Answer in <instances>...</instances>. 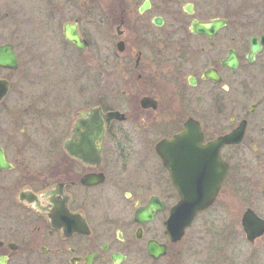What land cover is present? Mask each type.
Returning <instances> with one entry per match:
<instances>
[{
    "label": "flooded vegetation",
    "instance_id": "flooded-vegetation-1",
    "mask_svg": "<svg viewBox=\"0 0 264 264\" xmlns=\"http://www.w3.org/2000/svg\"><path fill=\"white\" fill-rule=\"evenodd\" d=\"M53 1L70 14L64 43L98 53L95 73L77 89L65 73L51 85L0 76V264H188L185 236L213 208L227 228L197 263L264 264V0L244 21L234 0ZM221 166L213 203L171 240L177 185L198 193Z\"/></svg>",
    "mask_w": 264,
    "mask_h": 264
},
{
    "label": "rangeland",
    "instance_id": "rangeland-1",
    "mask_svg": "<svg viewBox=\"0 0 264 264\" xmlns=\"http://www.w3.org/2000/svg\"><path fill=\"white\" fill-rule=\"evenodd\" d=\"M104 1L107 4L116 3L112 0ZM260 2V0H234L235 20L244 21L246 17L258 18L259 9L262 8H257L256 5ZM56 4L57 1L53 0H0V44L11 43L19 59V67L15 72L10 73L6 69H0V76H11L12 83L16 85H51L50 82L56 83V79L65 73L66 78H75V82L73 80L71 83L74 82L77 89L79 84L88 82L86 74L95 73L93 66L96 64L98 53L94 48L79 53L64 43L61 29L70 14L65 12L66 8L58 11ZM76 13L83 18L84 11L77 10ZM93 30L95 33L98 32V28ZM85 57L88 59L92 57L89 62L92 63V69L87 70L89 65L84 63ZM47 73L49 75L52 73L55 80L48 81L44 76ZM96 91L92 88V99L97 96ZM215 228H227V220L226 214L216 219L214 208L192 225L182 243V248L190 256L186 258L188 264H198V256L195 254L203 249L200 245L212 243L211 233ZM176 261L185 264L183 257L180 261L176 258Z\"/></svg>",
    "mask_w": 264,
    "mask_h": 264
},
{
    "label": "water",
    "instance_id": "water-1",
    "mask_svg": "<svg viewBox=\"0 0 264 264\" xmlns=\"http://www.w3.org/2000/svg\"><path fill=\"white\" fill-rule=\"evenodd\" d=\"M147 5V2L145 6ZM223 25V20H217L210 24H196L195 30L197 31H208L215 29ZM64 36L67 41L75 45L79 49H85L87 43L81 39L78 35L75 25L66 24L64 27ZM256 48H253L252 52H255ZM0 68L16 70L18 68V57L14 51L11 43L0 44ZM8 89V82L0 79V100L5 96ZM117 112H109L105 119L109 121L111 118H118ZM88 124V125H87ZM91 124L94 125L93 131H98V127L95 126V120L93 119V113L91 115ZM89 126V122L86 123ZM191 130L188 128L186 131L177 135L169 143L180 142L182 140L193 137ZM168 143V142H166ZM68 148V142L65 143ZM163 156V155H162ZM164 157V156H163ZM226 167H220L219 174L214 178L209 179V183L204 185L203 188H199L198 193H187L183 186L177 185V190L180 193V202L171 209L170 216L166 222V234L173 241H177L181 238L185 228H187L193 221L195 215L200 211L210 206L220 188L221 182L225 176ZM151 252V251H150Z\"/></svg>",
    "mask_w": 264,
    "mask_h": 264
}]
</instances>
